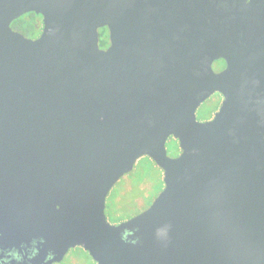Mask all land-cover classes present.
Masks as SVG:
<instances>
[{
	"label": "water",
	"instance_id": "1",
	"mask_svg": "<svg viewBox=\"0 0 264 264\" xmlns=\"http://www.w3.org/2000/svg\"><path fill=\"white\" fill-rule=\"evenodd\" d=\"M29 11L36 39L11 25ZM0 149L2 231L40 238L34 264L76 246L99 264H264V0H0ZM143 156L164 188L112 224L107 196Z\"/></svg>",
	"mask_w": 264,
	"mask_h": 264
},
{
	"label": "rangeland",
	"instance_id": "2",
	"mask_svg": "<svg viewBox=\"0 0 264 264\" xmlns=\"http://www.w3.org/2000/svg\"><path fill=\"white\" fill-rule=\"evenodd\" d=\"M217 103L209 100L198 108V118L216 109ZM175 140H168V154H177L180 146ZM164 173L148 156L139 158L132 171L122 176L110 190L106 201V215L110 223L121 221L148 208L164 188ZM54 264H99L82 246L72 247L64 259Z\"/></svg>",
	"mask_w": 264,
	"mask_h": 264
},
{
	"label": "flooded vegetation",
	"instance_id": "3",
	"mask_svg": "<svg viewBox=\"0 0 264 264\" xmlns=\"http://www.w3.org/2000/svg\"><path fill=\"white\" fill-rule=\"evenodd\" d=\"M247 2H250L251 0H246ZM167 7H170L169 9ZM177 8V5H176ZM173 7L172 4L167 3L166 7L164 8L163 11H161V14L164 16V18H161L162 21L165 22H172L176 23L178 21V18L176 16L177 11H172ZM160 14V12H159ZM32 21L34 22V27L33 29H28L26 31H23L20 29L18 26H16V23L18 25L24 24L23 22L25 21ZM227 21L231 24H226L224 26H220L219 29L222 31H230L232 30V19H227ZM235 22V20H234ZM171 23V24H172ZM12 28L22 32L25 36L30 37L32 39L38 38L44 28V17L41 13H38L36 11H29L20 17L16 18L15 20L12 21ZM99 32V39H98V44L99 48L101 50H107L111 45H112V40H111V29L109 25H104L98 28ZM168 52V51H167ZM211 66L215 72H222L225 71L228 67V61L224 57H219L213 59ZM224 94L220 91H215L212 93L206 100H204L202 103H205L207 101L214 100L217 103V107L214 111L208 112L207 115L205 114L204 118H198V108L196 110L197 114V119L200 121H207L212 119L216 112L220 109L223 100H224ZM175 140V145L179 143V140L175 138L174 136L169 137L168 140ZM167 140V142H168ZM167 144V143H166ZM1 152V149H0ZM181 152V148H179L177 154L171 155V156H178ZM149 157V156H148ZM151 158V157H150ZM152 159V158H151ZM0 165H1V156H0ZM2 174L1 167H0V175ZM1 177V176H0ZM1 181H0V264H34L36 257L39 254L41 243H40V238H28L25 237L23 240L16 241L12 240L11 238L4 236L2 230H6L5 232H8L9 230V224L10 220L8 218L4 219L3 217L8 216H2L1 214V208L2 206L8 207L9 205L7 203H2L1 202ZM4 224V226H3ZM51 257V254L49 253L46 256V259H49ZM62 261V260H61ZM60 262V261H59ZM56 262H53L54 264Z\"/></svg>",
	"mask_w": 264,
	"mask_h": 264
},
{
	"label": "trees",
	"instance_id": "4",
	"mask_svg": "<svg viewBox=\"0 0 264 264\" xmlns=\"http://www.w3.org/2000/svg\"><path fill=\"white\" fill-rule=\"evenodd\" d=\"M24 24H22V25H18V23H16V26H18L20 29H22L23 31H26V30H28V29H33V27H34V22H32V21H25V22H23ZM150 158V157H149ZM151 159V158H150ZM152 160V159H151Z\"/></svg>",
	"mask_w": 264,
	"mask_h": 264
}]
</instances>
